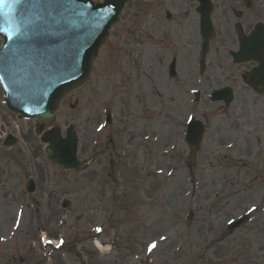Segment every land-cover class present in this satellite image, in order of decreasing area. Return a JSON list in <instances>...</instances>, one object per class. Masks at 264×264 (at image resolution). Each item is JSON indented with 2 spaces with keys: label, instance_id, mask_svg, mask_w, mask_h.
<instances>
[{
  "label": "rangeland",
  "instance_id": "rangeland-1",
  "mask_svg": "<svg viewBox=\"0 0 264 264\" xmlns=\"http://www.w3.org/2000/svg\"><path fill=\"white\" fill-rule=\"evenodd\" d=\"M216 0L214 3L216 5ZM223 0H217V7L223 5ZM254 7L255 18L250 20V24L256 21L264 23V0H252ZM169 0H152V4L143 5L140 9L137 6H128L123 11L121 20L114 26L110 32L108 40L102 45L97 59L94 62L92 75L89 80L78 90L70 92L66 95L58 107L56 118L51 120L49 126L59 125L64 129L69 123L76 126L78 136V147L81 156H84L88 145L91 144L93 136V128L96 123L102 120L100 114L105 108L109 107L112 102L118 101V105H130L133 112V119L137 121L136 128L140 131L151 130L157 128L159 130L158 146L165 148L168 144H175L176 151L169 158H161L160 169L161 177L152 179L146 176L147 172L151 173L154 169L155 159L147 148L137 149L139 152L142 173L136 175L132 179L129 175V180H120L117 183L124 182L125 197L120 191L114 201L108 200V210L110 207L119 209L118 213L125 214L122 219L127 222L122 228H115L109 231L110 236L118 235L121 239L118 243H105V246L94 251L96 255L105 264H264V229L252 230L250 234L237 236L240 231L247 227H243L240 231L232 236L226 237L222 242H218L219 236L223 231L213 236V228L222 220H227V216H219V199L221 197V185H219L220 177L219 170H213V179H211V171L207 168H213L210 164L211 157L208 158L204 151H210L214 144H209V148L203 147L199 151L200 162L204 170L198 171L201 174V182L208 186L210 195L207 198L201 197L199 200L190 198L188 195V151L184 144L180 142V134L182 131V122L185 116L193 112L200 118H205L208 122V127L215 125L218 128L232 121H236L245 129L253 132L256 142L253 143V156L264 158V100H257L259 109L257 113L244 115H225L224 109L218 107L219 104L204 105L205 101L201 97L198 104L190 106L189 100L191 96L188 94V89L196 87L195 79L198 80V70L195 67L196 49L198 36L196 31V17L185 18L183 20L175 16V11L187 7L192 10V6L187 0H175L171 5ZM233 4L232 2H226ZM237 7L240 4L236 3ZM235 5V4H234ZM165 9L173 13V20L166 22L164 20ZM220 17V10L217 8L214 12ZM213 20L217 19L214 17ZM228 14V13H227ZM229 21L232 22V15H226ZM217 24V21L215 22ZM248 26V25H247ZM246 27V26H245ZM158 35L156 36L157 32ZM165 34L167 39L162 43L154 42L151 38L160 39ZM234 37L231 33L224 47L218 49L217 35L211 42L210 50L206 60V68L203 77L200 79L202 86L199 88L202 92H208L212 87L223 85L222 75H229L233 70L222 66L232 65L231 60L226 56L225 46L234 47ZM178 43L177 48H173L171 43ZM168 43V46H167ZM189 45V49H185L182 44ZM225 48V49H224ZM219 50V51H217ZM176 51L177 57V77L168 79L164 75V71L152 68L153 61H159L161 56L164 60L166 68L169 59L173 52ZM228 57V58H227ZM141 59L150 60L149 68L145 69L147 74L155 73L154 77L140 76V68L138 64ZM250 64L242 66L249 67ZM233 91L235 87L232 83ZM122 92L124 95H122ZM190 93V90H189ZM236 97V94H235ZM254 103V102H251ZM254 105V104H253ZM73 106V107H72ZM234 107V106H230ZM240 108V107H236ZM252 108V107H249ZM156 110V113L154 111ZM203 110L207 113L203 114ZM155 113V114H154ZM157 116L156 124L153 126L152 118ZM97 116L99 118H97ZM103 116V115H102ZM215 121L218 123L216 124ZM0 135L5 132L17 133L18 128H22L24 133L27 132L30 126L36 125L46 126L45 122H27L8 114L5 109L0 94ZM2 132V133H1ZM230 129H224V137H227ZM107 133L105 130L99 134V146H103L107 142ZM39 145L33 134L30 141L27 143ZM25 140L19 138L18 146L21 149H27L29 145H25ZM208 136L205 137L203 144L207 146ZM147 147L148 145H143ZM240 147V143L238 144ZM136 147L131 151L126 152L124 159L133 158L134 164L138 166V162L134 159ZM41 159L39 163H45L44 173L49 175V183L60 181L64 183L66 196L61 195L60 199L66 198L71 202L69 210H66L65 216L71 217L74 214V207L78 204L81 210L85 207V201L90 199L92 189L90 177L91 171L95 169L96 163H93L85 171H69L64 172L47 162L43 153L39 152ZM237 155V152H233ZM245 154V153H244ZM107 152L104 150V155L101 156V167H106L105 158ZM16 162L6 153L0 155V182L4 184L5 192L15 185V194L9 193L6 197L0 194V238L9 241L6 243L0 242L3 246L0 248V264L6 261L4 255L8 252L7 246H10V241L13 239L12 222L16 212L17 230L16 235L22 239L27 230H32L31 235H41V231L37 228V223L30 225V209L26 206L31 199H37L39 192L35 195H27L24 193V185L26 178L29 176L35 177L41 174L38 171L37 164L28 165L19 154ZM115 162L113 157L110 158ZM5 160L7 162H5ZM263 165L264 163L261 162ZM253 166L258 170V182L262 183L259 189L264 186L263 168ZM170 169H174L173 174ZM122 171L123 169L120 168ZM233 175L238 177L243 172L234 168ZM106 172V168L104 170ZM124 172L130 173L127 169ZM136 173V170H134ZM228 173H231L229 171ZM249 177V176H246ZM243 177V178H246ZM242 178V181H243ZM78 179L83 184V189L77 193L69 195V190L76 186L73 185L74 180ZM43 186L45 183H41ZM80 184V183H79ZM256 184H252L251 188H258ZM104 188V187H103ZM114 188V184L112 185ZM223 189V187H222ZM99 190V189H97ZM217 195H214L216 191ZM261 193V192H260ZM12 194V195H11ZM221 202L227 209V214L233 212L235 208V194L244 195V190L239 189V186H230L226 195ZM107 200L106 198L103 200ZM253 203V202H252ZM250 204V203H248ZM121 207L125 213L121 212ZM48 209L51 215H54L55 206ZM188 211L193 212L192 221L188 223L186 216ZM238 212V210L236 211ZM21 213V215H20ZM233 214V213H232ZM127 215V216H126ZM54 218L53 220H55ZM37 220L36 213L34 221ZM70 220V219H69ZM109 220V219H108ZM110 227L113 228L115 222H110ZM264 223V219H263ZM53 221L45 225V232L48 231L49 225L52 227ZM66 233V234H65ZM75 227L72 229H64V234L70 239V246H73V237L76 235ZM116 233V234H115ZM254 233V234H252ZM47 234V233H46ZM63 235V234H62ZM107 241V236L101 241ZM108 242V241H107ZM212 242H218L213 246ZM107 244V245H106ZM155 244V248L149 251L151 245ZM5 247V248H4ZM93 249V248H92ZM94 250V249H93ZM223 260V261H221ZM221 261V262H220ZM98 262V264H101ZM14 264H18V260Z\"/></svg>",
  "mask_w": 264,
  "mask_h": 264
},
{
  "label": "water",
  "instance_id": "water-1",
  "mask_svg": "<svg viewBox=\"0 0 264 264\" xmlns=\"http://www.w3.org/2000/svg\"><path fill=\"white\" fill-rule=\"evenodd\" d=\"M12 1L19 2V0H0V4L7 9L6 12L0 6L2 8L0 14L4 19L2 28L4 47H7L10 41L19 38L20 26L23 24V19L17 15ZM33 2L38 6H30V21H27L25 27L27 37H29V47L21 46L16 52L10 50V56L13 60L10 64L4 63L3 67L0 68V81L4 87L6 98L9 97L14 101L11 102L17 111L30 117L42 118L51 115L50 113L55 108L62 93L77 87L84 79L95 55L100 36L112 20H115L114 11L116 8L114 3L108 2L94 11L90 5H87L88 11H86L82 10L83 6L78 4L76 0H66L61 7L43 9V16L41 15L38 22H35L37 19L33 14L41 10V6L46 4V0H33ZM92 11L93 16L91 17ZM48 14L54 16L49 17L47 22L43 21L42 18ZM28 25H35L36 28ZM9 37H13V39L10 40ZM27 52L31 58L36 59L39 56L42 63L47 59L53 66L51 72L46 74V77L41 76L37 82L39 94L34 107L27 105L29 95L19 98V94L10 89L11 75L17 71L33 70L36 67V65L30 64L33 61L28 57ZM49 69H51V65H49ZM49 142L51 148L55 146L54 135H50ZM58 162L62 165L64 163L68 165L66 158L58 160Z\"/></svg>",
  "mask_w": 264,
  "mask_h": 264
},
{
  "label": "flooded vegetation",
  "instance_id": "flooded-vegetation-1",
  "mask_svg": "<svg viewBox=\"0 0 264 264\" xmlns=\"http://www.w3.org/2000/svg\"><path fill=\"white\" fill-rule=\"evenodd\" d=\"M238 95H239V97L241 96H243V88H240L239 89V93H238ZM255 95H257L256 93H255ZM257 96H259V95H257ZM259 98H264V93L259 97ZM34 149V150H33ZM30 151L33 153V155H35V156H33L32 157V159H35L36 158V156H37V151H36V149L34 148V146L31 144V148H30ZM16 159V158H15ZM41 174H39L38 176H37V180L39 181V183H38V187H39V189L40 190H43V185L41 184L44 180H45V176L46 175H44L42 172H40ZM2 187V186H1ZM15 190H16V188H15V185H13V184H11V187L7 190V192H5L3 195L4 196H6L7 194H9V193H14L15 192ZM53 193H54V190L52 189V190H48V195H49V197H51L52 195H53ZM34 257V256H33Z\"/></svg>",
  "mask_w": 264,
  "mask_h": 264
},
{
  "label": "snow or ice",
  "instance_id": "snow-or-ice-1",
  "mask_svg": "<svg viewBox=\"0 0 264 264\" xmlns=\"http://www.w3.org/2000/svg\"><path fill=\"white\" fill-rule=\"evenodd\" d=\"M9 39L12 40L13 37H9ZM6 59H7L6 57L0 58V68L3 67ZM97 231H100V229H97ZM155 246H156L155 244L151 245L149 248V251H151L153 248H155Z\"/></svg>",
  "mask_w": 264,
  "mask_h": 264
},
{
  "label": "bare ground",
  "instance_id": "bare-ground-1",
  "mask_svg": "<svg viewBox=\"0 0 264 264\" xmlns=\"http://www.w3.org/2000/svg\"><path fill=\"white\" fill-rule=\"evenodd\" d=\"M98 245V244H97ZM98 247H99V245H98Z\"/></svg>",
  "mask_w": 264,
  "mask_h": 264
}]
</instances>
